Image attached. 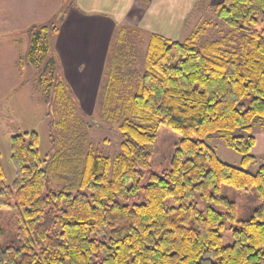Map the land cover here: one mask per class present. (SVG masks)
I'll return each mask as SVG.
<instances>
[{
	"label": "trees",
	"instance_id": "1",
	"mask_svg": "<svg viewBox=\"0 0 264 264\" xmlns=\"http://www.w3.org/2000/svg\"><path fill=\"white\" fill-rule=\"evenodd\" d=\"M214 13L223 29L212 41L201 40L202 29L183 43L146 34L139 70L146 31L117 25L98 113L122 136L113 161L86 150L85 138L78 143L76 127L50 161L41 160L35 133L10 137L15 179L0 188V214L14 211L15 236L0 244V264H264V166L246 172L255 140L234 136L264 120V0H222ZM57 30L53 20L25 31L30 63L40 35L45 54ZM162 126L178 146L169 170L154 174ZM213 134L241 155L240 169L207 145ZM222 186L254 191L243 218Z\"/></svg>",
	"mask_w": 264,
	"mask_h": 264
},
{
	"label": "rangeland",
	"instance_id": "2",
	"mask_svg": "<svg viewBox=\"0 0 264 264\" xmlns=\"http://www.w3.org/2000/svg\"><path fill=\"white\" fill-rule=\"evenodd\" d=\"M4 1L6 2L0 0V188L2 185L11 186L15 179V169L10 159V137L17 134L35 133L41 160L50 161L53 154L60 151L58 142L66 137L71 127H76L78 143L82 145L81 140L83 142L85 138L86 150L89 147L94 154L113 161L121 153L122 136L116 128L110 129L101 125L98 119L101 95L96 104L92 105V112L83 114L77 97L62 77L54 46L52 45L50 51L45 54L40 49L41 43L47 42L43 35H40L39 42L32 51V62L28 60L29 40L23 32L31 26L43 25L61 17L59 11L53 16H45L55 7L54 0H10L9 3L7 0V5ZM220 2L221 0H190L188 7L180 11V14L175 13L173 9L155 7L154 12L159 13L157 17H148L147 10L138 8L136 12L140 21L135 17L133 23L137 27L145 28L147 33L145 32L140 40L142 54L137 60L136 68L140 69L139 62L146 51L149 39L146 34H159L169 40L183 43L193 32L202 29V41L215 40L219 36V30L223 29L214 13L215 6ZM70 3L71 0H68L67 7ZM140 5L145 7L144 1L140 2ZM168 13L171 21L167 20V17L162 19V14ZM61 19L62 17L57 20L58 26ZM39 59L40 63L37 64ZM59 83L63 86L62 90H58ZM105 83L104 79L99 93ZM133 92L134 86L125 90L121 98L127 99ZM234 136L254 138L255 145L250 154L255 161L249 164L245 171L255 174L264 166V120L254 119L250 134L238 130ZM206 143L221 162L241 168V155L228 147L219 134L211 135ZM177 146L178 137L175 133L166 126L160 127L151 161V171L154 174L169 170L171 157ZM46 166L47 163H44V169ZM147 184L146 176L142 180V186ZM221 195L237 205L238 218L241 219L254 191L246 193L222 186ZM13 213V210H3L0 214V244L3 246L14 240ZM231 243L232 239L225 231L223 245Z\"/></svg>",
	"mask_w": 264,
	"mask_h": 264
},
{
	"label": "crops",
	"instance_id": "3",
	"mask_svg": "<svg viewBox=\"0 0 264 264\" xmlns=\"http://www.w3.org/2000/svg\"><path fill=\"white\" fill-rule=\"evenodd\" d=\"M67 1L54 0L55 7L45 16H53L59 11V17H62L52 45L60 62L62 77L77 97L82 113L87 115L101 95L99 90L108 65V48L117 25L137 27L133 21L135 17L140 21L136 12L138 8L147 10L148 17L159 15L154 12L155 7L173 9L180 14L190 0H71L69 8ZM142 1L145 7L140 5ZM169 16L170 13L162 14V19L167 17L171 21ZM137 28L146 31L145 28Z\"/></svg>",
	"mask_w": 264,
	"mask_h": 264
}]
</instances>
